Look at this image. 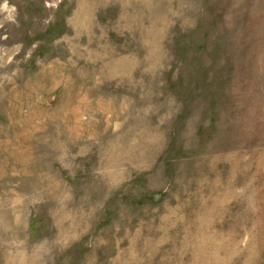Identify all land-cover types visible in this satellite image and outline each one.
<instances>
[{
	"label": "rangeland",
	"instance_id": "374dc122",
	"mask_svg": "<svg viewBox=\"0 0 264 264\" xmlns=\"http://www.w3.org/2000/svg\"><path fill=\"white\" fill-rule=\"evenodd\" d=\"M0 264H264V0H0Z\"/></svg>",
	"mask_w": 264,
	"mask_h": 264
}]
</instances>
